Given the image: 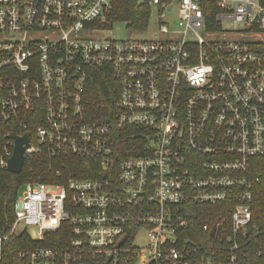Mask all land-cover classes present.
Segmentation results:
<instances>
[{
  "label": "built area",
  "instance_id": "built-area-1",
  "mask_svg": "<svg viewBox=\"0 0 264 264\" xmlns=\"http://www.w3.org/2000/svg\"><path fill=\"white\" fill-rule=\"evenodd\" d=\"M138 3L148 21L129 32L153 24L151 39L104 36L114 0H0V169L12 136L28 134L24 165L90 158L98 174L23 184L0 264L264 255V0ZM99 83L115 91L111 110L94 104ZM192 204L221 218L195 229ZM23 237L9 261L5 246Z\"/></svg>",
  "mask_w": 264,
  "mask_h": 264
},
{
  "label": "trees",
  "instance_id": "trees-1",
  "mask_svg": "<svg viewBox=\"0 0 264 264\" xmlns=\"http://www.w3.org/2000/svg\"><path fill=\"white\" fill-rule=\"evenodd\" d=\"M139 0H114L113 15L110 19V24L118 23L125 25L127 30L133 31L143 29L146 26L149 16V10L147 7L140 5ZM95 90L94 104L106 103V108L112 109V103L108 104V99L114 100L115 91H112V96L108 94L110 90L106 86V83H99L93 85L92 89ZM31 134H33L31 132ZM118 139H124L121 132H118ZM127 147V143H125ZM130 155V154H127ZM66 164L62 167V163L50 160L46 153H42L31 161L30 166L28 162L25 163L20 174H12L6 172L5 169H0V230L6 234L13 222V205L17 199L19 188L31 181H35L38 178L41 182H63L71 174L79 178H93L97 176L96 165L90 158H69L65 159ZM51 166V169H50ZM56 168H60V177L55 176ZM262 201H258L257 205L262 206L260 211L264 215V187L262 193ZM192 206V227L201 229L202 226L208 224L213 226L221 218V212L218 207L207 205H191ZM258 207L255 214L258 212ZM262 228V224L260 225ZM25 245V238H20L15 243H8L6 247V253H8V260L13 258V254L19 247ZM44 246L53 245L50 241H44ZM263 249L264 241L262 240ZM258 247V246H256ZM245 264H264V255L257 257L255 252L252 251Z\"/></svg>",
  "mask_w": 264,
  "mask_h": 264
},
{
  "label": "water",
  "instance_id": "water-1",
  "mask_svg": "<svg viewBox=\"0 0 264 264\" xmlns=\"http://www.w3.org/2000/svg\"><path fill=\"white\" fill-rule=\"evenodd\" d=\"M14 140L13 154L8 161L6 172L12 174H20L24 166V152L29 146V135L25 134L22 137L12 136ZM214 230L211 231V236Z\"/></svg>",
  "mask_w": 264,
  "mask_h": 264
},
{
  "label": "rangeland",
  "instance_id": "rangeland-1",
  "mask_svg": "<svg viewBox=\"0 0 264 264\" xmlns=\"http://www.w3.org/2000/svg\"><path fill=\"white\" fill-rule=\"evenodd\" d=\"M228 26H230L231 28H236V29L239 28V25L237 24L236 25L228 24ZM153 34H154L153 24L150 25V28L148 29L146 33L140 36H135L133 35V33H130L129 30L126 29L125 25L115 23L112 27V30L105 33L104 36L110 37V38H117V39H123V38L130 37V36H132L133 38H137V39H151ZM23 190L24 188L20 187L19 194H21ZM29 232L33 234L34 230L32 229Z\"/></svg>",
  "mask_w": 264,
  "mask_h": 264
}]
</instances>
